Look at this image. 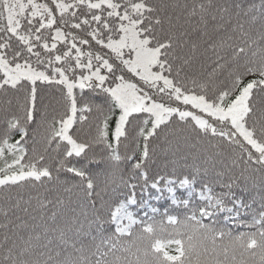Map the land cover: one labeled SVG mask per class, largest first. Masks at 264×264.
Returning a JSON list of instances; mask_svg holds the SVG:
<instances>
[{"label":"snow or ice","instance_id":"snow-or-ice-1","mask_svg":"<svg viewBox=\"0 0 264 264\" xmlns=\"http://www.w3.org/2000/svg\"><path fill=\"white\" fill-rule=\"evenodd\" d=\"M0 114V264H264V0H0Z\"/></svg>","mask_w":264,"mask_h":264},{"label":"trees","instance_id":"trees-1","mask_svg":"<svg viewBox=\"0 0 264 264\" xmlns=\"http://www.w3.org/2000/svg\"><path fill=\"white\" fill-rule=\"evenodd\" d=\"M258 3V0H256ZM45 95L49 98L54 97L57 95L55 89H48L45 93ZM2 116V114H0ZM155 162L150 165V171H159L162 167L163 164L166 162L164 156L160 155L159 153L156 155L154 158ZM63 178V176H62Z\"/></svg>","mask_w":264,"mask_h":264}]
</instances>
